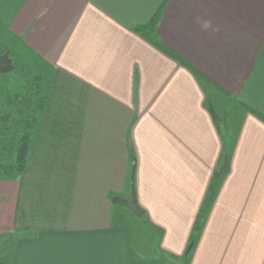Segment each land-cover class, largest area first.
<instances>
[{
  "label": "crops",
  "instance_id": "obj_1",
  "mask_svg": "<svg viewBox=\"0 0 264 264\" xmlns=\"http://www.w3.org/2000/svg\"><path fill=\"white\" fill-rule=\"evenodd\" d=\"M4 54L46 100L14 143L0 117L4 171L30 132L25 170L0 173L8 264H186L203 220L189 264H264V0H0ZM134 163L160 250L113 201Z\"/></svg>",
  "mask_w": 264,
  "mask_h": 264
},
{
  "label": "rangeland",
  "instance_id": "obj_2",
  "mask_svg": "<svg viewBox=\"0 0 264 264\" xmlns=\"http://www.w3.org/2000/svg\"><path fill=\"white\" fill-rule=\"evenodd\" d=\"M24 50H25V55L27 56L28 51L26 49ZM17 64L19 66H23L24 69L19 68V69H16V72L13 71L8 74H0V85L2 84L1 82H3L6 85L5 92L3 94H0V103H4V102L6 103V107L4 109H1V105H0V117L5 124L4 128H6L7 125H9V127H13L12 129H10V133H9L10 143L11 142L14 143V140L10 138H13V136L16 133H19L20 130L21 131L24 130V128L27 129L26 124L28 123V112L32 106H34L35 108L38 107L37 106L39 104L38 99L40 96L39 87L37 85H36L37 86L36 89L33 92H31L34 80H33V74H32L33 70L31 68L32 66H30V62L28 64V62H26L25 59H21V61L17 60ZM8 94H9V97H8ZM2 97H3V102H1ZM31 98L33 99L35 98V100H32ZM12 148L13 147H11V149ZM9 152H10V155L8 154V158L12 156L13 157L10 160L8 159L6 164L12 165L14 163L13 158L15 155L12 154L11 150ZM170 206L172 207V205H169V208ZM129 212H130L129 215H131V223H132V217H135V218L137 217L132 211H129ZM139 219H140V222L137 227L141 226L142 224L146 228L147 235L149 236L152 243L154 244V248H156L157 250L158 249L160 250L161 243L158 237L155 236L154 234V228L152 226L153 223L150 217H148L147 214H145V216H142ZM184 219H179V216L176 215V213L174 212L172 213V215L169 216V223L171 222L173 224H179L181 222V228L178 232L179 235H181L182 233L184 234V231L186 229L185 228L186 220ZM180 220H183V221H180ZM201 222L202 223L200 224L198 231L197 230L192 231L190 229V232H188L187 234L185 233L184 235L179 236V239L182 241L181 245L187 244L189 241H192L196 237L194 239L195 246L192 249V252L191 253L189 252L187 254L186 264H189V262L192 260L193 255L195 253V249L199 241V238L204 230L206 220H203ZM132 226L134 227L133 223H132ZM189 236L190 238H188ZM134 237L138 238L137 233H134ZM187 238H188V241H187ZM8 242H11V241H8ZM0 264H8L7 257L0 256Z\"/></svg>",
  "mask_w": 264,
  "mask_h": 264
},
{
  "label": "trees",
  "instance_id": "obj_3",
  "mask_svg": "<svg viewBox=\"0 0 264 264\" xmlns=\"http://www.w3.org/2000/svg\"><path fill=\"white\" fill-rule=\"evenodd\" d=\"M156 23H157L156 19H154L153 22L151 23V26H153L154 30H155ZM147 39H149L151 42H153L163 52L169 54L170 56H172L173 58L178 60L180 63L184 64L188 69L191 70V72L195 75V77L197 79H199V80L207 79L199 70L194 68L192 65H190L189 63H187L186 61L181 59L179 56H177L175 53H173L171 50H169L164 45H162L158 39H155L154 37L147 38ZM45 102H46V100H43V103H41V106L37 107L35 109V111H40L41 110V112H43L44 106L46 104ZM33 115L34 114L32 113L31 117H33ZM37 119H38V116H34V121L37 120ZM33 122H31L28 125V129L29 130L34 126ZM29 138H30V132L29 131H27V132H25V133H23L21 135L20 140H19V147H18V149L15 152L14 163L12 165H9V167L5 171L3 170V168L1 169V166H0V173L1 174L6 175V176H10L12 178H16L17 176H19L25 170V168L27 166V162H28V157H29ZM194 239L191 241V243L189 245L187 254L189 252L191 253L192 249L195 246V240Z\"/></svg>",
  "mask_w": 264,
  "mask_h": 264
},
{
  "label": "water",
  "instance_id": "obj_4",
  "mask_svg": "<svg viewBox=\"0 0 264 264\" xmlns=\"http://www.w3.org/2000/svg\"><path fill=\"white\" fill-rule=\"evenodd\" d=\"M13 70H14V65L12 59L9 57V54L0 55V73L8 74ZM222 131H224L223 127H222ZM130 187H131L130 200H123L120 197H114L113 201L132 210L136 216L142 217L144 215V210L141 209L137 200L136 184H135V163L133 164Z\"/></svg>",
  "mask_w": 264,
  "mask_h": 264
}]
</instances>
